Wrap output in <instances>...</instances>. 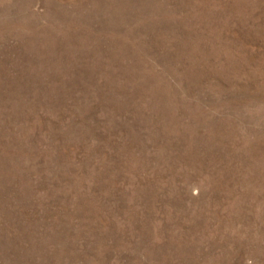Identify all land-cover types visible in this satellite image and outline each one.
Wrapping results in <instances>:
<instances>
[{
  "label": "rangeland",
  "instance_id": "374dc122",
  "mask_svg": "<svg viewBox=\"0 0 264 264\" xmlns=\"http://www.w3.org/2000/svg\"><path fill=\"white\" fill-rule=\"evenodd\" d=\"M0 264H264V0H0Z\"/></svg>",
  "mask_w": 264,
  "mask_h": 264
}]
</instances>
